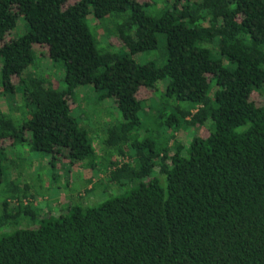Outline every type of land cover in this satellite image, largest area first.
I'll list each match as a JSON object with an SVG mask.
<instances>
[{"label": "trees", "instance_id": "trees-1", "mask_svg": "<svg viewBox=\"0 0 264 264\" xmlns=\"http://www.w3.org/2000/svg\"><path fill=\"white\" fill-rule=\"evenodd\" d=\"M88 14L110 20L122 54L97 48ZM18 19L24 31L4 40ZM157 34L162 63L138 61ZM35 44L58 82L37 72ZM83 85L119 114L96 147L109 151L101 186L129 189L23 227L15 216L34 211L8 199L34 195L6 181L0 264H264V0H0V94L22 98L18 122L0 110V140L65 149L67 168L92 171L95 146L67 102Z\"/></svg>", "mask_w": 264, "mask_h": 264}, {"label": "rangeland", "instance_id": "rangeland-1", "mask_svg": "<svg viewBox=\"0 0 264 264\" xmlns=\"http://www.w3.org/2000/svg\"><path fill=\"white\" fill-rule=\"evenodd\" d=\"M85 21L99 50H109L117 54L124 52L120 40L113 33L109 19L103 18L96 21L92 18L91 14H88L85 17ZM23 31V22L18 19L13 30L4 35V40L9 39L11 35L15 36ZM157 39V49L136 57L138 61L154 59L158 65L162 63V59L158 55L163 45L162 35L157 34ZM35 50L37 53V60L35 61H38V63L36 62L38 64L37 72L44 76L53 77L58 82L59 76H62L61 68L58 69L51 65L45 53V46L35 44ZM137 97L147 100L145 102L148 104L157 102L152 91L143 87L137 92ZM74 98L75 100L68 98L67 102L72 109V114L78 118L80 126L84 125L87 127L88 139L95 146L98 165L92 171L85 170L80 162L71 164L67 168L68 158L66 157L65 149H59L56 154H43L29 150L25 144L15 143L10 137L1 139L0 148L4 153V162L7 165L4 174L5 172L7 174L0 184V197L3 195L1 188L2 186L6 188V181L8 180H14L19 186L26 185V193L34 195L32 196L33 198L29 196L8 199V208H12V213L16 212L17 207H20L21 211L28 208L34 211L32 216H15L14 220L16 224H13V226L34 227L38 224L39 217L64 214L68 206L75 203L80 202L83 206L84 204L91 205L101 201L110 192L114 194L122 193L129 189L126 187H129L130 184L124 186L126 189L110 186L105 190L101 186V183H103L101 181H105L104 176L107 175L106 171H104V165L108 166L106 160L108 159L109 151L107 153L96 147L99 144V140L105 136L103 131L104 126L112 124L119 119L117 110L113 105H108V102H106V108L100 107V103L94 101V93L90 85L77 87ZM252 98L256 105L262 103V98L258 94H254ZM21 103L22 98L20 95L11 93L5 96L0 94V110L9 114L8 116L15 123L20 120L19 117L22 114ZM83 112H87V119H82ZM151 114L152 112L148 116ZM194 133L204 136L207 133V129L202 126L195 127ZM175 134L185 144L190 132L179 130ZM115 158L118 163L126 161V158H121L119 155ZM86 178H90L92 184H87ZM24 189L22 188V190Z\"/></svg>", "mask_w": 264, "mask_h": 264}]
</instances>
